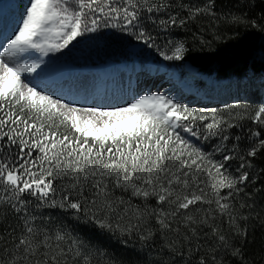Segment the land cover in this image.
I'll return each mask as SVG.
<instances>
[{"label":"snow or ice","instance_id":"obj_1","mask_svg":"<svg viewBox=\"0 0 264 264\" xmlns=\"http://www.w3.org/2000/svg\"><path fill=\"white\" fill-rule=\"evenodd\" d=\"M240 28L264 0H0V264H264V75L215 107L141 80ZM112 45L98 100L76 61Z\"/></svg>","mask_w":264,"mask_h":264},{"label":"trees","instance_id":"obj_2","mask_svg":"<svg viewBox=\"0 0 264 264\" xmlns=\"http://www.w3.org/2000/svg\"><path fill=\"white\" fill-rule=\"evenodd\" d=\"M219 31L221 34L229 33V26L222 23ZM239 32L241 34L239 39H227L226 42H213L212 47L214 51L191 53L187 62L198 67L202 73L215 74L221 78L237 77L241 79L247 75L250 77L253 73L257 76L263 75L264 36L255 30L245 31L243 28H240ZM181 35L184 34L181 33ZM118 49V45H112L110 49L105 50L114 51L117 56L116 59H118L120 58ZM113 56L111 54L107 57ZM247 83L249 81L243 84ZM256 83H259V81H256ZM234 88L235 94H237V89L236 87ZM239 98L255 101L259 98V94L253 88L245 96L243 90H241ZM46 211L53 215L62 213L59 209ZM257 242L259 243V234H257Z\"/></svg>","mask_w":264,"mask_h":264},{"label":"rangeland","instance_id":"obj_3","mask_svg":"<svg viewBox=\"0 0 264 264\" xmlns=\"http://www.w3.org/2000/svg\"><path fill=\"white\" fill-rule=\"evenodd\" d=\"M6 3H8V0H5ZM19 0H17V4H18ZM109 51H103V50H100V51H93L92 53H90L89 55H87L86 57H82L80 58L78 61H76V63H80V62H84V61H92V60H95V59H103L104 58V54H108ZM113 54V52H112ZM49 59V58H47ZM46 59V60H47ZM174 66V65H173ZM172 66V67H173ZM177 68L180 70L181 68L177 66ZM190 69L196 71L195 69H193V67H187L185 70H182L184 73L190 71ZM196 73V72H195ZM191 80H194V81H197L199 80L197 75H192L191 77ZM220 84V83H219ZM221 86L219 88H214V94L217 95L219 98L223 97L225 95V93H227L229 90H226V85L225 84H220ZM159 86V84L157 85V87ZM183 86V85H181ZM196 88H194L195 90ZM154 90V89H153ZM169 90V89H168ZM213 90H209L207 93V95L211 96V94H208V93H211ZM204 93L203 90H200L199 89V93ZM205 93V94H206ZM214 96V95H213ZM103 98L100 96L99 97V100H102ZM186 101L189 103V104H192L194 106H211L212 105H220L221 104V101H219L220 99H215V102H211V103H202L200 101V95L198 96H186L185 97ZM229 100V98H228ZM219 102V103H218ZM45 215H49L48 211L45 210ZM53 218H59L61 219L65 224L71 226L74 222L71 220V218L69 216H67L66 214L64 215L63 213H60V214H56V215H53V214H50ZM79 231L83 232L84 234L86 235H89V236H95L96 234L95 233H92L90 232L89 230H87L86 228H79ZM109 247H111L117 254L119 255H130L131 253L129 252V250L127 249H124L122 248L120 245L118 244H115L111 241H105Z\"/></svg>","mask_w":264,"mask_h":264},{"label":"bare ground","instance_id":"obj_4","mask_svg":"<svg viewBox=\"0 0 264 264\" xmlns=\"http://www.w3.org/2000/svg\"><path fill=\"white\" fill-rule=\"evenodd\" d=\"M13 11L15 12L16 11V8L14 7L13 8ZM109 70H116L115 67L112 65V67H103V68H100L98 71L102 72L103 74H106V72L108 73ZM124 78V77H123ZM125 79V78H124ZM102 80H106V77L104 76V78H102ZM142 80L143 82L147 83L148 87H152L154 84L157 86L158 84L159 85H163V87L165 86H169V83L168 81L166 82H162V83H159V79H156V78H152V79H147L146 77H142ZM107 85H112V80H108L106 81Z\"/></svg>","mask_w":264,"mask_h":264}]
</instances>
